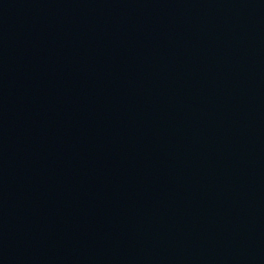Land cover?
Wrapping results in <instances>:
<instances>
[{
	"label": "water",
	"instance_id": "1",
	"mask_svg": "<svg viewBox=\"0 0 264 264\" xmlns=\"http://www.w3.org/2000/svg\"><path fill=\"white\" fill-rule=\"evenodd\" d=\"M0 264H264V0H0Z\"/></svg>",
	"mask_w": 264,
	"mask_h": 264
}]
</instances>
